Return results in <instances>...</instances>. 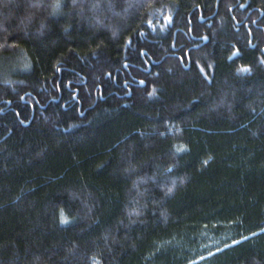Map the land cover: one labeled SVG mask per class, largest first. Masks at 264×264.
<instances>
[{"label": "trees", "instance_id": "1", "mask_svg": "<svg viewBox=\"0 0 264 264\" xmlns=\"http://www.w3.org/2000/svg\"><path fill=\"white\" fill-rule=\"evenodd\" d=\"M0 264H264V0H0Z\"/></svg>", "mask_w": 264, "mask_h": 264}, {"label": "snow or ice", "instance_id": "2", "mask_svg": "<svg viewBox=\"0 0 264 264\" xmlns=\"http://www.w3.org/2000/svg\"><path fill=\"white\" fill-rule=\"evenodd\" d=\"M245 71H246V69H245ZM62 222H66V221H63V220H62Z\"/></svg>", "mask_w": 264, "mask_h": 264}]
</instances>
